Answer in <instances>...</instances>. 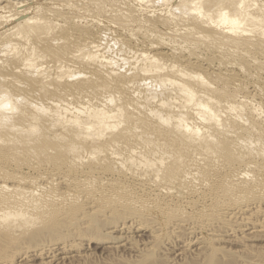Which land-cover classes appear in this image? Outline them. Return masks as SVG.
<instances>
[{
    "label": "rangeland",
    "instance_id": "rangeland-1",
    "mask_svg": "<svg viewBox=\"0 0 264 264\" xmlns=\"http://www.w3.org/2000/svg\"><path fill=\"white\" fill-rule=\"evenodd\" d=\"M178 1L179 0H172L173 3L169 1L167 6H163L162 4L154 5L153 3L147 1L141 2L139 0H135V2L134 0L0 1L1 7H9L0 11V34L4 33V30L8 32L11 30L12 32L15 26L14 23L24 22L27 17L29 18L32 15V17L36 15L37 17L40 15L47 16L48 10H50V15L48 13L46 21H41L38 25V30L41 32L40 34L43 33V35L38 36V34H36L37 36L35 37L32 35V38H27L28 41H26L25 38H23V40V36L21 37V35V38L14 36L16 40L13 37V41L10 39L11 43L9 48L7 46L2 47L1 45L3 53H0V74H3V76L5 75V78H2L3 80L0 81V86L4 88L0 93V137L5 142L1 143L0 141V178H3V176L1 177L2 173H7L18 176V178L23 177L27 179V181L31 179L40 180L39 183L35 180L38 187L41 184H45L44 186L47 187L44 188L41 185L42 187H40L42 190L44 189V192H42L41 189V192H39L38 189L40 187L37 188V184H34L35 189L38 190L37 192L34 190L36 194L35 198L40 201L45 195L43 199L46 197L48 202L44 204V206H42L41 203H36L34 207H30L28 204L26 212L39 219L38 224L33 228L27 230L28 227L24 226L16 231H10V233H8L4 232V226H1L0 261L11 258L14 259L12 264H18L19 257L22 255L23 250L28 247L50 242H73L68 253H70V255L73 254L72 256L75 260L73 258L63 259L61 261L59 260V264H264V230L262 231L263 233L258 232V234H256L257 232L255 231V234L250 232L249 235H246L247 232L243 231L245 227H242V225H244L243 221L241 222L240 220L239 222L241 223H239L237 220H233L232 216H230L232 212H228V208H221L222 211L221 209L216 210L217 207H214L217 203L216 200L209 197L206 198L209 191H217L224 188L220 185L221 178H223L226 173L224 167L232 166L235 163L238 165L237 162L242 161L236 169L237 171L239 169L235 174L237 180L246 182L250 187L256 185V188L251 190V193L248 194L249 196L251 195V200L246 199L247 201H245V198H249V196L243 193V198L246 196L244 199L240 196V200H231L235 201V203L229 201L232 204L228 202L226 204L230 206L236 205L237 203V205L241 206L242 204H247L248 201L253 202L257 198L258 200L256 199L257 201L255 200L252 206L256 207L258 204L257 207H260V213L264 211V209L261 210L264 206V164H260L264 162V42L257 40L258 33H253L252 38L255 40L252 42L253 45L238 52L229 51L224 53L222 51L223 53L221 54H218L215 45L212 47L210 41L197 45H189L187 42L185 44L183 43V37L185 41L189 40L185 38L187 37V32L179 31L181 35L184 33L180 36L178 32L177 34L175 32L173 35V33H170L172 31H170L169 34L166 33L168 31L164 33V31L161 30L163 25L165 27L167 25L165 19L168 18L167 14H170L172 7V5L169 4L175 5ZM258 3L263 6L264 0H258L257 4ZM34 6H40L41 8L39 7L36 10ZM44 6L49 9H46ZM43 7L48 11L47 13ZM32 8L33 10H31ZM154 9L156 11H153ZM39 10L41 13H39ZM34 12H37L39 15ZM155 14L159 16L156 17ZM152 16L153 20H157L152 21ZM9 18L10 20H8ZM161 20L163 22H160ZM156 25L157 27H155ZM220 28L223 29L222 27ZM159 29L163 32L159 31ZM221 29L217 31H221ZM14 30L15 29H13V31ZM175 36H179V38L176 39ZM90 38L97 42L96 45L100 46L101 44L100 51H98L99 53L97 52L99 55L96 54V51L92 50L93 53H95L94 56H97L94 58L92 55L90 57L89 54H87L91 52L89 48H83L82 51H80V46L86 44H83V41L91 42ZM180 39H182V41ZM19 40L20 42H18ZM22 41L24 45H20ZM26 42H29V45L26 46ZM152 43L154 44L153 46ZM26 50L28 51L26 52ZM133 52L136 56H133ZM136 52L138 53L136 54ZM219 52H221V50ZM23 54H25V57L29 56V54L30 57L34 56L32 57V60H34L31 66H25L20 62L22 58H25ZM35 54L40 57H37ZM80 54H83L81 55L82 57ZM140 54L156 57L157 61L153 64L154 68L151 65L153 70L164 67L166 72L171 66H175L177 69L181 68L189 73L199 74L200 80H204L211 85V88H208L206 85L201 87L217 99L214 108L217 110L219 122L202 125L199 119H193L192 121V119L186 117L190 126L193 125L192 128L196 126L202 129L204 127V129L206 128V132L208 131V135L205 134L208 136L205 137L206 148H202L201 143L196 140L195 136H193V140H186L181 136L179 134L180 129L176 127L178 124L173 120L171 117L172 115L169 113L167 115L164 114L170 106L173 108V111L175 108L174 105L180 100L176 94V87L174 89V86L170 84H167L168 86L166 84L164 85L160 80L153 78L157 76L156 74H154L155 76H146L139 74L137 71L135 72V69H139V67L144 64L139 61L141 59ZM123 55H127V58ZM35 56L37 59H35ZM79 56L83 60L80 59ZM128 57L132 58L130 62L127 60ZM137 57L140 59L138 60ZM119 59H122V61ZM124 61H126L127 64H124ZM128 62L131 63V66H127L129 65ZM122 65H125L124 68ZM99 66L102 71H105L103 73L104 75L95 72L99 69ZM151 66H147L145 69ZM111 67L113 69L118 68V71L116 70L117 73H115L114 76L112 75L113 77L108 75L109 77L106 79L105 73L111 70ZM126 68L132 71L133 74ZM119 72L121 74H119ZM46 74L48 77L41 83L39 80L42 79L41 77H46ZM149 78L153 79L149 80ZM154 79L157 81L155 82ZM152 80L154 82H152ZM129 81H133V84H126ZM191 83L201 85L200 83L202 82H199V80H192ZM166 87L169 88V90ZM170 88H173L172 91L174 90V93H176L172 94ZM164 91L171 97L168 98L164 95L166 94ZM100 95H104L106 98H108L107 96L115 97L112 98L115 102L113 103L114 105L117 104L116 101L119 103L117 105H120V103L122 104L124 101L122 104H125L124 112L132 118L129 124H121L120 128L115 130L112 134L113 138L118 142L117 148L115 149L116 151H112L113 147L105 141L111 137L110 135V137L107 135L106 139H103V142H99L102 147V152H99V154L94 153V155H89L90 152L88 150L86 151L84 146L85 140L82 138H74L72 141L54 138V134L52 135V133L60 131L59 125L54 127L52 125V129H50L51 125L48 124L54 114V101L60 98L63 103L68 101L66 103L67 105L70 103V107L76 106V108L79 109H84L87 105L89 106V104H83L89 103L88 100H93L95 102L92 104H100L103 101L102 103L107 105V101H110L111 98L109 97L110 99H106L103 98L104 96L102 97ZM72 96L75 98L78 96L79 98L77 97L78 100H75ZM93 96L96 97L93 98ZM97 96H100V98ZM164 96H166L165 98L168 100L165 99ZM63 97L68 99L66 100ZM85 97L88 99H84ZM97 98L102 101L100 102ZM159 98L162 100V104H158V102L161 101ZM172 98H174V100ZM169 99L171 100L169 101ZM226 100H236L237 106H239L238 103L240 104L241 100L246 101H244L245 104L249 105L246 106L249 109L244 107V112H246L244 114H247L245 116L247 122H243L237 118L240 115V112L238 113L240 109L232 111L231 113H229L230 111H225L224 107ZM181 101L184 103L182 97L179 102L180 106H178L179 103L176 105L177 110H180L181 105H183ZM109 103L110 102H108L109 106H103L104 104L101 105L106 109H109V107L112 108L114 105L110 106L111 103ZM34 105L36 107H33ZM149 105L151 107H148ZM91 106L93 105H90V108ZM148 110L162 112L165 116V121H163L164 119L160 121V119L154 115V117L152 115V117L150 115L145 117L149 112ZM140 111L148 112L147 114L142 112V115H145L142 116ZM235 112L238 113V116L235 115ZM190 113L188 115H190ZM139 114L141 118L138 120ZM27 117L38 122V124L41 122L44 124L45 122V125H28V122H23ZM21 123L23 125H21ZM204 129L201 130V133H203L202 131H204ZM231 129H235V135L236 137L239 136L237 138L239 142H241V146L238 144V139H236L235 136L231 138V133L229 136L228 134L227 136L222 134L223 131ZM27 130L32 131L31 134H29ZM25 132H27V134ZM206 132L204 131V133ZM233 135L232 133V136ZM242 135L245 137L243 143ZM248 138L253 143H251ZM244 140L247 143H245ZM130 144L132 146H130ZM193 144H195V146H193ZM247 144L249 145L247 146ZM77 146H79V148H77ZM250 146H252L251 149H249ZM126 148L128 152L125 151ZM155 148L159 151H153ZM129 149L131 155H136L134 156L135 159L133 158L135 161L132 160L123 165L118 158L126 160L125 158L130 157ZM138 149L140 151H138ZM142 149L147 153V156L145 152H142L145 156L141 154L145 159H142V157L139 158L138 156ZM145 149H147V151ZM134 150L137 154H134ZM151 150L152 153L158 152L162 154V156L165 155L163 156L165 159H162L163 157L158 153L151 157L153 155ZM124 151L125 154H129V156H123L125 155L122 154ZM113 152H115L114 156ZM148 152H150L151 156ZM83 155L85 157H82ZM118 155L120 156L117 157ZM158 155L162 157L160 158L162 162H164V160L166 161V163H163L164 165H160L162 163H159L160 159L157 158ZM172 155L174 156L173 158H171ZM137 157L139 161H137ZM166 158H170L169 161L166 160ZM73 159H75V162H73V165L69 166ZM140 159H142V163L139 165ZM78 160H80V163ZM249 160L250 162L255 160L253 163L257 161L259 163L257 162L255 165L251 164V166H249L250 168L252 167L251 169L248 166V168H245L246 164L244 163H247ZM152 161L153 163L159 164L161 170L156 181L149 186V189H146V187L139 185L141 181H145L144 178L135 177V174H139L140 170L138 171V169H142L140 173L146 170V172L148 171V176L149 174H154V177L155 173L152 172L153 169L148 167V164L152 163ZM256 164L260 166H256ZM156 167L159 166L156 165ZM240 167H242V169ZM136 169L138 172L135 171ZM249 169L251 171L255 170L252 173ZM46 170L51 172H47ZM150 170L151 172H149ZM183 170H188L189 175L184 171L185 175L181 176ZM189 170L191 173H194L195 170L197 172L195 171L193 175L190 174ZM242 171L244 173L248 172L245 174L247 177ZM42 172L48 174L45 175L42 174ZM239 172L243 174L240 175L238 174ZM54 174L57 176L56 180L54 178L55 176H50ZM183 174L184 173H182V175ZM190 175L193 176V179ZM92 176H99L100 179H95ZM183 177H186V180L185 178L183 179ZM51 178H54V180ZM148 178L149 181H152L150 177ZM172 178H176V183L169 182ZM180 178L183 180L181 181ZM116 179L124 182H131L126 188H132V190L126 191L125 189H120L118 187L120 185L114 184ZM188 179H191L192 182ZM199 179L201 182L203 181V184H201ZM204 180L207 182V185ZM253 180L255 181L252 182ZM57 181L58 183H56ZM91 181H93L95 185L90 189L86 188L87 183ZM64 182H66L67 185H65ZM165 183L170 184L171 189L160 191L158 185ZM12 184L14 185V183L11 182L8 184L10 190L9 188L5 190L0 187L2 188L0 189L1 192L7 191L4 193L0 192V203L2 205L7 202L10 197L17 196L20 193V191L16 189H11L10 185ZM65 186H67V188L70 187L68 188L69 190H67ZM84 189L89 190V193L85 197H83L84 194H80ZM67 192H70L72 195H81L80 201L83 203H86L88 199H97L99 201V211L94 212L85 209L84 206H80V201L75 203V200L68 199L67 197H65L66 200H61V198H64L62 195L65 196ZM233 192L237 193L239 190L234 189ZM142 196H144L143 199H141ZM28 197H33V194H28ZM50 198L53 199L54 202ZM56 198H58L59 202L61 201L60 203H63V200H65V202L59 204ZM82 198L85 200L82 201ZM241 199L243 201H241ZM165 200H173L174 203L168 209H165ZM205 203L210 207L206 210H201V206ZM158 207L164 209L159 210ZM223 209L225 211L227 210V212H224ZM150 212L153 215L148 217ZM136 213L141 214L144 219L142 217L138 218V222H135L136 225H132L133 227L128 226L129 229L111 232L112 230L109 229L111 226L122 224L125 220H128V222L131 221L129 217ZM258 213L259 210L254 212V215L252 214L255 216V220L250 212L242 215L239 214V216L242 217L244 215L243 218H247L246 215H248L249 218H247V220L250 218L253 219V221L252 219L248 220L250 223H255L256 221L259 223L264 222L263 214L259 213V215ZM127 217L129 219H127ZM21 219L22 218H18L16 221L19 222ZM142 219L144 222L141 221ZM179 219L186 221L187 224L190 222H199V224L201 222L208 223L209 229H213L218 231V233L220 232L219 234L223 233L224 235L222 234V237H217L215 238L216 240H212L213 237H208L207 232H205L206 236L201 235L202 241L201 246L199 245L200 250L195 251V248L193 249L191 245L190 248H186L188 252L185 251L186 249H183L184 251L182 250L185 253L182 251V253H175L172 251L176 250L177 247L179 248L178 244L175 243H179L180 239L183 237L185 238L187 232L184 231L186 230H181V233H177V236L168 234L167 231L165 232L166 234H162V232L158 233L159 236L157 235V238L155 237L156 239L153 238L154 235L152 238L148 236L150 235V227L152 228L153 225H155L151 224L149 226L148 220L152 221V223L154 221V223L166 224L167 227H174ZM233 221L238 225L235 224L232 226ZM145 223L148 224L147 227L143 225ZM259 223L256 224L259 225ZM239 224H241V226ZM228 227H232L229 228L232 229L230 230L232 233L226 232L227 230H225V228L228 229ZM130 228L134 229L130 230ZM169 230H171V228H169ZM198 231L199 229H197V232ZM240 231H242L241 234L239 233ZM243 233L246 237H240L242 238L241 240L239 236H244ZM231 235L233 237H231ZM92 236L96 237L97 241L101 238L105 239L99 243H92L90 241ZM171 236L174 238V240H171L173 243L169 240L172 239ZM74 237L76 238L73 239ZM187 237H191L190 234H188V236L186 235V238ZM223 237L225 238L223 239ZM218 238L222 239L218 240ZM162 245H165L163 246L164 251L161 250V248L163 249ZM168 246L173 249L171 252L168 250ZM190 249H193V251ZM165 250H168V254ZM151 253L154 254L152 255ZM61 258L64 257L61 256ZM43 262L44 260L33 261L30 258H25L23 263L20 264H44L48 262V260Z\"/></svg>",
    "mask_w": 264,
    "mask_h": 264
},
{
    "label": "bare ground",
    "instance_id": "bare-ground-1",
    "mask_svg": "<svg viewBox=\"0 0 264 264\" xmlns=\"http://www.w3.org/2000/svg\"><path fill=\"white\" fill-rule=\"evenodd\" d=\"M1 1V0H0ZM10 1V0H9ZM52 1V0H51ZM139 1H147V2H150V3H153L154 5H160V4H162L163 6L164 5H168V3H169V1L170 2H172V0H139ZM174 1V0H173ZM54 2V1H53ZM52 2V3H53ZM134 2H135V0H134ZM257 2H258V0H179L175 5H173V4H169V5H172V7H171V12H170V14H167L168 16V18H164L165 20H166V22L165 23H167V25H166V27L164 26V28H163V26H162V29L161 30H163L164 31V33L166 32V31H168V32H166V33H169L170 31H172V32H170V33H173V35H174V33L176 32V34H177V32L179 33V31L181 32V31H183V32H187V37H185L186 38V40L187 39H189L188 41H185V39H184V37H183V43H185L186 44V42L187 43H189V45H197V44H202L203 42H208V41H210L211 42V44H212V47H213V45H215L216 47H217V51H218V54H221V53H225V52H238V51H241V50H244V48L246 49L247 47H249L250 45H253V41H255L252 37H253V33H258V35H257V40L258 41H262V42H264L263 41V39H264V4H263V6L262 5H260V3H258L257 4ZM12 3H14V2H12ZM173 3V2H172ZM262 3H263V1H262ZM8 4H10L11 6L13 5V4H11V3H8ZM17 4V3H16ZM42 4V3H41ZM143 4V3H142ZM9 5V6H10ZM49 5V4H48ZM2 6V5H1ZM0 6V11L1 10H5V8H9V7H6V6H3V7H1ZM8 6V5H7ZM14 6V5H13ZM51 6V5H50ZM36 6H34V8H35ZM40 6H37L36 7V10H37V8H39ZM45 8H46V6H44ZM43 7V9H45ZM149 7H150V5H149ZM152 7V6H151ZM170 7V6H169ZM168 7V8H169ZM41 8V7H40ZM51 8V7H50ZM155 8V7H154ZM159 8H162V7H159ZM165 8V7H164ZM42 9V10H43ZM46 9H49L48 7L46 8ZM45 9V10H46ZM153 9V8H152ZM31 10H33V8L31 9ZM44 10V11H45ZM161 10V9H160ZM49 12H50V10H48ZM47 10H46V13L48 12ZM153 11H156L155 9L153 10ZM38 12V11H37ZM37 12H34V13H37ZM48 12V13H49ZM152 12V11H151ZM167 12V11H166ZM18 13V12H17ZM17 13H15V14H17ZM22 13V12H21ZM39 13H41L40 12V10H39ZM45 13V14H46ZM48 13H47V16H48ZM53 13V12H52ZM152 13H154V12H152ZM158 13V12H157ZM168 13V12H167ZM23 14V13H22ZM38 14V13H37ZM43 14H44V12H43ZM42 14V15H43ZM160 14H161V11H160ZM164 14V13H163ZM17 15H19V14H17ZM39 15V14H38ZM49 15H50V13H49ZM153 15V14H152ZM15 16V15H14ZM33 16V15H32ZM32 16H30L29 18L27 17V19H25L24 20V22H19V23H14V27H13V29H15L14 31H13V29L12 28H8V29H12V32H11V30H10V32H8V31H6V30H4V33H2V34H0V49H1V45H2V47H4V46H7L8 48L10 47V43H11V41H10V39L12 40V37L16 40V38L15 37H17V38H19L20 37V35H21V37H22V39L23 38H25L26 39V41H28L27 40V38H32V35H34V37L35 36H37L36 34H38V36H41V35H43V33L42 34H40L41 32H39V24H40V22L41 21H46V19H47V16H39V17H37V15L36 16H34V17H32ZM145 16H147V15H145ZM149 16H150V14H149ZM154 16V15H153ZM153 16H152V21H156L157 19H154L153 20ZM155 16L156 17H158L156 14H155ZM19 17V16H18ZM151 17V16H150ZM161 17V16H160ZM155 18V17H154ZM162 18H163V16H162ZM12 19V18H11ZM13 19H15V18H13ZM141 19V18H140ZM150 19V18H149ZM159 19H161V18H159ZM8 20H10V18L8 19ZM148 20V19H147ZM163 20V19H162ZM160 21V22H163V21ZM134 21H136V20H134ZM142 21H143V19H142ZM6 22V21H5ZM8 22V21H7ZM160 22H158V23H160ZM24 23V24H23ZM157 23V22H156ZM164 23V24H165ZM5 24V23H4ZM161 24V23H160ZM159 24V25H160ZM158 25V24H157ZM157 25L155 26V27H157ZM161 26V25H160ZM2 27V26H1ZM159 27V26H158ZM218 27H219V29H221L220 27H222L223 29H221V31H217V30H219L218 29ZM155 29V28H154ZM2 30V29H1ZM158 30V29H157ZM156 30V32L158 33V31ZM160 29H159V31H161ZM6 31V32H5ZM163 31H161V32H163ZM155 32V31H154ZM169 33V34H170ZM40 34V35H39ZM159 34H160V32H159ZM180 34V36H182L181 35V33H179ZM165 35V34H164ZM173 35H171V36H173ZM15 36V37H14ZM168 36V35H167ZM20 37V38H21ZM176 37V36H175ZM177 38H179V36L178 37H176V39ZM181 38V37H180ZM13 39V40H14ZM173 39H174V37H173ZM12 40V41H13ZM24 40V39H23ZM30 40V39H29ZM85 40V39H84ZM86 40H88V39H86ZM90 40H91V38H90ZM181 41H182V39H180ZM175 41V40H174ZM14 42H17V41H14ZM18 42H20V40L18 41ZM30 42V41H29ZM28 42V43H29ZM23 43V41L20 43V45ZM25 43V42H24ZM27 43V42H26ZM25 44L26 46L27 45H29V44ZM86 43V44H85ZM181 43V42H180ZM13 44V43H12ZM82 44V43H81ZM83 44H85V45H83V46H80L81 47V50L80 51H82V49L83 48H89L90 49V53H87V54H89V56L91 57V55L93 56V58L94 57H97V56H94L95 55V53H93V51L92 50H94V51H96V54H98L99 52L98 51H100V46H101V44H100V46L99 45H96L97 44V42H95V41H93V40H91V42H84L83 41ZM179 44V43H178ZM22 45H24V44H22ZM150 45V44H149ZM154 44L152 43V46H153ZM180 45V44H179ZM183 45V44H182ZM13 47V46H12ZM22 47H24V46H22ZM5 49V48H4ZM22 49V48H21ZM30 50V49H29ZM221 50V52H219ZM225 50V51H224ZM28 50H26V52H27ZM33 51V50H32ZM32 51H30V52H32ZM78 51V50H77ZM89 51V50H88ZM101 51H102V49H101ZM223 51V52H222ZM29 52V53H30ZM98 52V53H97ZM0 53H3L2 52V49L0 50ZM32 53H34V52H32ZM32 53H30V54H32ZM138 52H136V54H137ZM30 54H29V56H26L25 57V54H23L24 55V57L25 58H22V60H20V59H18V60H20V62H22L25 66H31L32 64V62H33V60H32V57H34V56H32V57H30ZM86 54V55H87ZM130 54H131V52H130ZM231 54V53H230ZM230 54H229V56H230ZM1 55V54H0ZM22 55V54H21ZM36 55V54H35ZM81 55H83V54H80V56ZM99 55V54H98ZM132 55V54H131ZM130 55V56H131ZM135 54H134V52H133V56H134ZM223 55V54H222ZM228 55V54H227ZM232 55V54H231ZM37 57H40V56H38V55H36ZM35 56V59H37V57ZM75 56H76V54H75ZM79 56V58L80 59H82L81 57ZM125 58H127V55H123ZM136 56V55H135ZM120 57H122V56H120ZM119 57V58H120ZM20 58V57H19ZM78 58V59H79ZM84 58H85V54H84ZM105 58V57H104ZM129 58H130V60H129ZM133 58H135V57H133ZM138 58V57H137ZM141 58V59H140ZM140 58H138V60L139 61H141L142 63H144L141 67H139V69H135L134 71L136 72H138L139 74H141V75H146V76H149V75H153V76H155L154 74H156L157 76H155V77H153V78H156V79H158V80H160L164 85L166 84H170V85H172V86H174V89H175V87H176V94H177V97L178 98H180V100H181V97H182V99L184 100V103H182V101H181V104H183V105H181V107H180V110H177V108H176V105H178V103L180 102V100L178 101V103H176V105H174L175 106V108H174V110L172 111V107L170 106L168 109H167V111L164 113V114H171L172 116V118H173V120L176 122V124H178V125H176V127L177 128H179L180 129V135L181 136H183L186 140H193V136H195V138H196V140H198V142L199 143H201V146H202V148H206V144H205V137H208V136H206L205 134H207L208 135V131L206 132V128L204 129V127L202 128V129H204V131L206 132V133H204V131H202L203 133H201V130L202 129H200V127H193L192 128V126L193 125H191L190 126V123H189V121H188V119L186 118V117H189L190 119H192V121H193V119H199V122L202 124V125H209V124H211V123H216V122H219V120H218V115H217V110L214 108V106H215V103H216V101H217V99L213 96V95H211L210 93H208L207 91H205L201 86H204V85H206L208 88H211V85L209 84V83H207V82H205L204 80H200V75L199 74H196V73H189V72H187V71H185V69H181V68H178L177 69V67H175V66H171L170 67V69L169 70H167L166 72H165V68L163 67V68H161V69H158V70H153V68H154V66H153V64H154V62L155 61H157V59H156V57L155 56H153V57H149V56H145L144 54H140ZM106 59V58H105ZM109 59V58H108ZM123 59V58H122ZM122 59H119L120 61H122ZM131 57H128V61L130 62L131 61ZM83 60V59H82ZM98 60V59H97ZM106 61H107V59H106ZM136 61V60H135ZM60 63H62L61 61H59ZM128 62V63H129ZM134 62V61H133ZM132 62V63H133ZM138 62V61H137ZM136 62V63H137ZM58 63V62H57ZM121 63V62H120ZM126 63V61H124V64ZM63 64V63H62ZM127 64V63H126ZM131 63H129V65H127V66H131L130 65ZM140 64V63H139ZM98 65V64H97ZM100 65V64H99ZM121 65V64H120ZM135 65V64H134ZM153 66V68H152V66ZM15 66V65H14ZM13 66V67H14ZM101 66V65H100ZM100 66L98 67L99 69H100ZM124 66L125 65H122V67L124 68ZM147 66H151V67H149V68H147V69H145V67H147ZM58 67H59V65H58ZM118 67V66H117ZM134 67V66H133ZM133 67H132V71H133ZM60 68V67H59ZM62 68V67H61ZM96 68V67H95ZM108 68H109V66H108ZM122 68V69H123ZM129 68H131V67H129ZM135 68V67H134ZM136 68H138V67H136ZM99 69H97L95 72L96 73H99V74H103L105 71H102L101 69L99 70ZM104 69H106V68H104ZM110 69V68H109ZM120 69H121V66H120ZM127 70H128V68H126ZM150 69V70H149ZM60 70V69H59ZM108 70V69H107ZM106 70V71H107ZM118 71V68L116 69V68H112L111 67V70H109V71H107V73H105V77H106V79H107V77H109L108 75H110V76H114L115 75V73H117V71ZM131 70V69H130ZM149 70V71H148ZM8 71H11V70H8ZM129 71V70H128ZM132 71H129V72H131L132 74H133V72ZM12 72V71H11ZM120 72H121V70H120ZM119 72V74H121ZM95 73V74H96ZM137 73V74H138ZM43 75V74H42ZM47 75V74H46ZM46 75H44V76H46ZM104 75V74H103ZM118 75V74H117ZM51 76V75H50ZM112 76V77H113ZM41 77V76H40ZM48 77V75L46 76V77H41L42 79L41 80H39L41 83L42 82H44L45 81V79ZM5 78V75L3 76V74L1 75L0 74V81L1 80H3V79ZM51 78V77H50ZM153 78H149V80H151V79H153ZM156 79H154L155 80V82L157 81ZM192 80H199V82H202V83H200L201 85H196V84H193V83H191L192 82ZM159 81V82H160ZM136 82H139V81H136ZM152 82H154L153 80H152ZM159 82H158V84H159ZM130 83H132L133 84V81H129L128 83H126V84H128V85H130ZM154 84V83H153ZM127 85V86H128ZM151 85V84H150ZM155 85H157V84H155ZM169 85V86H170ZM153 86V85H152ZM168 86V85H167ZM130 87V86H129ZM154 87V86H153ZM167 88V87H166ZM168 90H169V88H167ZM167 89H166V91H167ZM172 89L173 88H170V90L172 91ZM4 90V88L3 87H1L0 86V93L2 92ZM208 91H210V90H208ZM165 92V91H164ZM168 92V91H167ZM66 93V92H65ZM100 93H102V92H100ZM166 93V92H165ZM174 93V90L172 91V94ZM174 93V94H175ZM62 94V93H61ZM60 94V95H61ZM68 94H70V93H68ZM67 94V95H68ZM72 95V94H71ZM164 95H166L168 98L169 97H171L168 93H166V94H164ZM16 96V95H15ZM63 96V95H62ZM69 96V95H68ZM67 96V97H68ZM78 96H81V95H78ZM78 96H76V98L75 97H73V98H75V100L77 99V97ZM100 96H102V95H100ZM100 96H97V97H99L100 98ZM104 96V95H103ZM102 96V97H103ZM166 96H164V98L166 97ZM176 96V95H175ZM17 97V96H16ZM65 97H66V95H65ZM65 97H63L64 99H68V98H65ZM86 97H88V96H86ZM84 98V99H88V98ZM94 97H96V96H93V98ZM108 98H106L105 96L103 97V98H106V99H110L111 98V100L109 101H107V105H108V102H110L109 104H110V106L111 105H114L113 103H115L113 100H112V98H115V97H110V96H107ZM110 97V98H109ZM173 97V96H172ZM71 98V97H70ZM79 98V97H78ZM81 98V97H80ZM83 98V97H82ZM177 98V99H178ZM90 99V98H89ZM92 99V98H91ZM98 99V98H97ZM160 99V98H159ZM165 99H167V98H165ZM173 100H174V98H172ZM176 99V98H175ZM78 100V99H77ZM95 100H96V98H95ZM99 100V99H98ZM97 100V101H98ZM115 100H117V99H115ZM161 100V99H160ZM168 100V99H167ZM171 99H169V101H170ZM65 101V100H64ZM80 101V100H79ZM89 101V103L87 102V101H85V102H87V103H83V104H89V106L87 105V107L86 108H84V109H79V108H76V106H74V107H70V103L67 105L66 103L68 102H66V103H63L62 102V100L59 98V100H57V101H54V103H53V107H54V114L52 115L53 117H52V119L49 121V125H51V127H50V129H52V125H53V127L54 126H60L59 128H60V131H56V133L55 132H53L52 133V135L54 136V138H57V139H60V140H74V138L76 139V138H82V139H84L85 140V149H86V151L88 150L90 153H89V155H94V153H98L99 154V152H102V147L100 146V144H99V142L100 141H104L103 139H106V137H107V135H108V137H110L109 139H106L105 141L108 143V144H110L111 145V147H113L112 148V151H114L116 148H117V145H118V142L113 138V133L115 132V130H117L118 128H120V126H121V124L123 125V124H129V122L132 120V118H131V116H129V115H127L125 112H124V107H125V104L124 105H122L123 103H124V101H123V103L121 104L120 103V105H117V104H119L117 101H116V103L117 104H115L112 108H110L109 107V109H106L105 107H103V106H107V105H105L104 103H102L100 100V104H92V103H95L93 100H88ZM96 101V102H97ZM245 101V100H244ZM244 101H242L241 100V103L239 104L238 103V105L239 106H237L236 104H237V102H236V100H226L225 101V107H224V109H225V111L227 112V111H230L229 113H231L232 111H236V110H238V109H240V111L238 110V113L240 112V115H239V117H237L238 115V113H236L235 112V115H237L236 117L239 119V120H242L243 122H247V118L245 117L247 114H244V113H246V112H244L245 110H244V107H246L248 104H245V102ZM1 102V101H0ZM105 102V101H104ZM120 102V101H119ZM240 102V101H239ZM10 103V102H9ZM81 103V102H80ZM172 103H174V102H172ZM52 104V103H51ZM72 104H73V101H72ZM77 104V103H76ZM101 104H104L103 106L101 105ZM158 104H162V100L161 101H159L158 102ZM90 105H93V106H91V108H90ZM172 105V106H173ZM0 106H1V103H0ZM52 106V105H51ZM72 106V105H71ZM86 106V105H85ZM109 106V105H108ZM143 106V105H142ZM145 106V105H144ZM147 106V105H146ZM178 106H180V103H179V105ZM249 106V105H248ZM33 107H36L35 105L33 106ZM78 107V106H77ZM148 107H151L150 105L148 106ZM143 108V107H142ZM144 108H146V107H144ZM247 108V107H246ZM138 109H140V108H138ZM186 109H187V111H186ZM247 109H249V108H247ZM1 110V109H0ZM52 110H53V108H52ZM141 110H143V109H141ZM144 110H146V109H144ZM191 112H189V111ZM149 111V112H148ZM147 112H148V114H147V112L145 111H140L141 112V115L143 114L142 112H144V114H147L146 116L145 115H142V116H145V117H147V116H156L157 118H159L160 119V121H161V119H164L163 121H165V116L163 115V113L161 112H157V111H155V110H148ZM52 112V113H53ZM187 112V113H186ZM225 112V113H226ZM150 113V114H149ZM190 113V115H188ZM228 114V113H227ZM140 115V114H139ZM141 115L137 118L138 120H139V118H141ZM235 115H234V117H235ZM151 116V117H152ZM153 116V117H154ZM140 121H141V119H140ZM23 122L24 123H27L28 125H42L43 123L41 122L40 124H38V122H35L33 119H29V117H27V118H25L24 120H23ZM142 122V121H141ZM174 122V123H175ZM186 123H189V124H186ZM47 124V125H48ZM138 124V123H137ZM21 125H23L22 123H21ZM26 125V124H25ZM43 125H45V122H44V124ZM175 126V125H174ZM241 126V125H240ZM58 128V129H59ZM241 128H242V126H241ZM48 129H49V127H48ZM57 129V130H58ZM224 130H226V129H224ZM233 130V131H232ZM28 131V130H27ZM31 132L32 131H28V133L29 134H31ZM237 132H238V130H237ZM26 134H27V132H25ZM210 133V132H209ZM231 133V138H233L234 136H235V138L236 139H238L237 137H239V136H237L236 137V135H235V133H236V131H235V129H231V130H227V131H223L222 132V134L223 135H226L227 136V134H228V136H229V134ZM232 133L234 134L233 136H232ZM203 134V135H202ZM222 134H219V135H222ZM110 135V136H109ZM205 135V136H204ZM218 135V136H219ZM244 135V134H243ZM242 135V136H243ZM210 136V135H209ZM241 136V137H242ZM211 137V136H210ZM223 137V136H222ZM234 138V139H235ZM53 139V138H52ZM243 139H245V137L243 136V138H242V143H243ZM249 139V138H248ZM233 140V139H232ZM252 140H254V139H252ZM0 141H1V143L2 142H5L4 140H2V138L0 137ZM234 141V140H233ZM249 141H250V139H249ZM256 141V140H255ZM61 142H63V141H61ZM197 142V141H196ZM237 142H239V139H238V141ZM244 142H245V140H244ZM251 142V141H250ZM256 142H258V141H256ZM235 143V142H234ZM245 143H247V142H245ZM244 143V144H245ZM251 143H253V142H251ZM239 145L241 144V142H239L238 143ZM235 145H236V143H235ZM234 145V146H235ZM239 145H238V147H239ZM246 145V144H245ZM249 144H247V146H248ZM254 145V144H253ZM130 146H132L131 144H130ZM130 146H129V148H130ZM193 146H195V144H193ZM241 146V145H240ZM242 146H243V144H242ZM246 146V147H247ZM125 147V146H124ZM135 147V146H134ZM237 147V148H238ZM77 148H79V146H77ZM132 148V147H131ZM136 148V147H135ZM134 148V149H135ZM153 148V147H152ZM252 148V146H250L249 147V149H251ZM124 149V148H123ZM148 149V148H147ZM147 149H145L146 151H147ZM150 150V149H149ZM148 150V151H149ZM156 150H158V149H156L155 148V150H153V151H156ZM116 151V150H115ZM125 151H127V148H126V150ZM125 151H124V153L122 152V154H125ZM136 151H137V149H136ZM135 150H134V154H137V152H136ZM138 151H140L139 149H138ZM159 151V150H158ZM128 152V151H127ZM126 152V153H127ZM132 152V151H131ZM136 152V153H135ZM142 152H145V151H143V149H142V151H141V153L140 154H138V156H139V158L140 157H142V159H145V158H143V156H145V155H143L142 154ZM129 153H130V149H129ZM139 153V152H138ZM146 153V152H145ZM149 154H150V152H148ZM151 153H152V150H151ZM158 152H153L152 154V156H151V154H150V156L151 157H153L154 156V154H157ZM199 153V152H198ZM143 156H142V155ZM159 154V153H158ZM85 155V154H84ZM82 156V157H85V156ZM87 155H88V153H87ZM86 155V156H87ZM115 155V152H113V156ZM159 155H161L162 156V154H159ZM159 155H158V159H160V158H162L163 156H165V155H163L162 157L160 156L159 157ZM112 156V157H113ZM120 155H118L117 157H119ZM122 156V155H121ZM123 156H125V157H127V156H129V154H125V155H123ZM122 156V157H123ZM133 155H131V153H130V157H127V158H125L126 160H124V159H120V158H118V160L123 164V165H125V164H127L128 162H131L132 160L133 161H135L134 159V156H136V155H134L133 157H132ZM146 156H147V153H146ZM156 156V155H155ZM214 156V155H213ZM88 157H90V156H88ZM174 156L172 155V157L171 158H173ZM264 157V156H263ZM111 158V157H110ZM124 158V157H123ZM134 158V159H133ZM138 157H137V161H139L138 159H139ZM156 158V157H155ZM82 159V158H81ZM113 159H114V157H113ZM142 159H140V162H139V165H140V163H142L141 162V160ZM162 159H165L164 157L162 158ZM169 159L170 158H166V160H168L169 161ZM253 159V158H252ZM254 159H256V158H254ZM75 159H73L71 162H70V165L69 166H71V165H73V162H75L74 161ZM77 160V159H76ZM83 160V159H82ZM156 160V159H155ZM262 160V159H261ZM80 160H78V162H79ZM157 161V160H156ZM159 161V160H158ZM167 161V162H168ZM253 162L255 161V160H252ZM264 161V160H263ZM77 162V161H76ZM164 162L166 163V161L164 160ZM164 162H162L161 161V159H160V162L159 163H162V164H160V165H164L163 163ZM242 161H240V162H237L238 163V165H236V163L234 164V165H232V166H227V167H224V169H226V173L224 174V177L223 178H221V182H220V185L222 186V187H224V188H222V189H220V190H217V191H209V193H208V196L206 197V198H212V199H215L216 200V205L214 206V207H217L216 208V210L217 209H221V208H228L229 210H228V212H232L231 214L232 215H230V216H232V218H233V220H237L238 222L241 220V222L243 221L244 222V225H242V227H245V228H243L244 230V232H247L246 233V235H249V233L250 232H253V234H255L254 232L256 231L257 233L256 234H258V232H262L263 230H264V222H258V221H256L255 223L253 222H249L248 220H250V219H252V218H250V219H248L247 220V218H249V216L248 215H246L247 216V218L245 217V218H243V216L242 217H240L239 216V214L240 215H242V214H246V213H249L250 212V214L252 215L254 212H257L258 210H259V213H260V207H257L258 206V204H257V206L256 207H253L252 205H253V202H255V200L257 199H252V200H254L253 202H252V204H251V202L250 201H248L247 202V204H242L241 206H239V205H237V203H236V205H230V206H228V204H226L227 202L228 203H230V202H232V203H235V201H231V200H238L239 198H240V196H242V194L244 193V194H247V196H249L248 194L249 193H251V190H253L254 188H256V185H253L252 187H250V186H248V184L246 183V182H243L242 180L240 181H238L237 180V178H236V173L239 171V169H238V171L236 170L238 167L237 166H239L240 165V163H241ZM247 162V161H246ZM253 162H250V160L247 162V163H244V161H243V163L244 164H246V167L245 168H248L249 166H251V164H254L255 165V163H257V162H255V163H253ZM80 163V162H79ZM134 163V162H133ZM143 163H144V160H143ZM171 163H173V162H171ZM259 163V162H258ZM35 164H36V162H35ZM39 164V163H38ZM132 164V163H131ZM135 164V163H134ZM133 164V165H134ZM176 164V163H175ZM174 164V165H175ZM260 164H264V162L262 163H260ZM123 165H122V167H123ZM137 165V164H136ZM156 165H158L159 167H156ZM160 165L159 164H156L155 162L153 163V161H152V163H149L148 164V167L150 168V169H153L152 170V172H154L155 173V176L153 177V175H151V174H149V176H148V171L146 172V170L144 171H142L143 173H140V171L142 170V169H138V171H139V174L138 173H136L135 175V177H141V178H144V180L145 181H141V184H139V185H141V186H143V187H146V189H149V186H151V184L152 183H154L155 181H156V179H157V176L159 175V172H160V170H161V167H160ZM242 165V164H241ZM258 164H256V166H257ZM43 166H45V165H43ZM135 166V165H134ZM141 166H143V165H141ZM248 166V167H247ZM258 166H260V165H258ZM262 166V165H261ZM255 167V166H254ZM263 167V166H262ZM261 167V168H262ZM139 168H140V166H139ZM143 168H145V167H143ZM149 168H147V169H149ZM241 169H242V167H240ZM250 168V167H249ZM252 168V167H251ZM250 168V169H251ZM257 168H259V167H257ZM43 169H46V168H43ZM130 169V168H129ZM137 169L135 170V171H137ZM186 169V168H185ZM187 169H189V168H187ZM223 169V170H224ZM241 169H240V171H241ZM249 169V170H250ZM50 170V169H49ZM52 170V169H51ZM253 170V169H252ZM255 170V169H254ZM253 170V171H254ZM47 171V170H46ZM134 171V170H133ZM135 171H134V173H135ZM137 171V172H138ZM187 172L188 173V175H189V172H188V170L186 171V170H183L182 171V173H184L183 175H182V173H181V176H184L185 175V172ZM190 171V170H189ZM192 171H194V170H192ZM196 171V170H195ZM195 171H194V173H195ZM245 171V170H244ZM251 171V170H250ZM253 171H251L252 173H253ZM47 172H51V171H47ZM53 172V171H52ZM146 172V173H145ZM149 172H151V170L149 171ZM197 172V171H196ZM243 172V171H242ZM241 172V173H242ZM246 172V171H245ZM53 173H55V172H53ZM133 173V174H134ZM187 173H186V176H187ZM194 173H191V171H190V174H193L194 175ZM244 173V172H243ZM242 173V174H243ZM248 173V172H247ZM247 173H244V175L245 174H247ZM250 173V172H249ZM42 174H45L44 172H42ZM42 174H41V176H42ZM48 174V173H47ZM47 174H45V175H47ZM200 174V173H199ZM238 174H240V172L238 173ZM242 174H240V175H242ZM251 174V173H250ZM235 175V176H234ZM264 175V174H263ZM262 175V176H263ZM3 176V178H0L1 180H0V187H2V188H4L5 190L6 189H8L9 187H8V184L11 182V183H14V185L12 184V185H10V187H11V189H16L17 191H20V193H19V195H17V196H12V197H10L9 198V200L7 201V202H5L3 205L0 203V231L2 230L1 229V226H4V229H3V231L4 232H8V233H10V231L11 232H13V231H16L17 229H20V228H22V227H24V226H27L28 228H27V230H29V229H31V228H33L34 226H36L37 224H38V218L36 217V216H33V215H31L30 213H28V212H26V209L28 208V204H29V206L30 207H34L35 205H36V203H41V205L42 206H44V204H46L48 201V199L46 200V197H45V199H43L44 198V196L42 197V200H40V201H38V200H36V198H35V196H36V194L34 193V190H36V192L39 190V192H41L40 191V189H41V187L43 186L44 188L45 187H47V186H44V185H40L39 187H38V184H37V182L39 183L40 182V180L39 181H37L38 179H31V180H29V181H27V179H25V178H23V177H19L18 178V176H15V175H11V174H7V173H2V175H1V177ZM51 177L52 176H55V174L54 175H50ZM153 177V179H152V177ZM180 176V177H181ZM191 176V175H190ZM190 176H188V177H190ZM246 177H247V175H245ZM47 177V176H46ZM56 177L57 176H55L54 178H55V180H56ZM92 177H94L95 179H100V177L98 176H92ZM148 177H150L151 178V180L152 181H149L148 179ZM192 177V179H193V176H191ZM194 177H196V176H194ZM202 177V176H201ZM239 177V176H238ZM244 177V176H243ZM54 178H51V179H53L54 180ZM132 178H134V177H132ZM185 178V180H186V177H183V179ZM203 178V177H202ZM236 178V179H235ZM240 178H242V177H240ZM239 178V179H240ZM245 178V177H244ZM258 178V177H257ZM263 178H264V176H263ZM4 179V180H3ZM49 179V178H48ZM47 179V180H48ZM178 179V178H177ZM182 179V180H183ZM246 179H248V178H246ZM245 179V180H246ZM260 179V178H259ZM35 180L37 181V182H35ZM61 180V179H60ZM176 178H172V179H170L169 180V182L170 183H176ZM179 180V179H178ZM180 180H181V178H180ZM181 180V181H182ZM188 180H190L191 181V179H188ZM200 180V179H199ZM199 180H197V181H199ZM244 180V181H245ZM249 180V179H248ZM261 180V179H260ZM50 181H52V180H50ZM64 181V180H63ZM193 181H195V180H193ZM255 180H253L252 182H254ZM47 182V181H46ZM53 182V181H52ZM60 182V181H59ZM185 182V181H184ZM192 182V181H191ZM200 182H201V180H200ZM203 182V181H202ZM201 182V184H203ZM204 182H205V180H204ZM247 182H249V181H247ZM49 183H51V182H49ZM55 183V182H54ZM56 183H58V181L56 182ZM131 182H124V181H122V180H119V179H116L115 180V185L116 184H118V185H120V186H118L120 189H125L126 191H131L132 190V188L131 189H127L126 187L130 184ZM179 183V182H178ZM189 183V182H188ZM195 183V182H194ZM197 183V182H196ZM207 182H205V184H206ZM37 184V188H39L38 190L37 189H35V185ZM64 184L65 185H67L66 184V182H64ZM63 184V185H64ZM69 184V183H68ZM180 184H181V182H180ZM187 184V183H186ZM204 184V185H205ZM256 184V183H255ZM262 184V183H261ZM50 185V184H49ZM62 185V186H63ZM93 185H95L94 184V182L93 181H91V182H89V183H87V187L86 188H88V189H90V188H92V186ZM166 185V186H165ZM188 185V184H187ZM207 185V184H206ZM69 186H71V185H69ZM189 186V185H188ZM262 186V185H261ZM66 188H67V186H65ZM258 187V186H257ZM2 188H0V189H2ZM68 188H70V187H68ZM67 188V190H69ZM232 188V189H231ZM158 189L160 190V191H163V190H170L171 189V187H170V184H167V183H165V184H161V185H158ZM234 189H238L239 190V192H237V193H234L233 192V190ZM9 190H10V188H9ZM42 190V189H41ZM44 190V189H43ZM42 190V192H44ZM47 190V189H46ZM3 191V190H2ZM82 191V190H81ZM1 192V191H0ZM4 192H7V191H4ZM4 192H1V193H4ZM38 192V193H39ZM254 192V191H253ZM256 192V191H255ZM33 194V197H28V194ZM89 193V190H87V189H84L83 190V192L82 193H80V194H84V196L83 197H85L87 194ZM258 193V192H257ZM78 194V193H77ZM239 194V195H238ZM252 194H254V193H252ZM38 195V194H37ZM52 195V194H51ZM79 195V194H78ZM72 195V194H70V192L68 193H66V195L64 196V195H62L64 198H61V200L62 199H65L66 200V198L65 197H67L68 199L70 198V199H73V200H75V203H78L80 200H81V195ZM258 195V194H257ZM41 197V196H40ZM49 197V196H48ZM52 198H54L53 196H51ZM56 197V196H55ZM60 197V196H59ZM143 197L144 196H142L141 197V199H143ZM246 196H244V198H245ZM250 197H251V195L249 196V198H245V201H247L246 199H248V200H251L250 199ZM205 198V199H206ZM241 198H243V196L241 197ZM243 198V199H244ZM253 198V197H252ZM51 199V198H50ZM57 200L56 201H58V198H56ZM52 201H53V199H51ZM51 200H49V201H51ZM65 200H63L62 202L64 203L65 202ZM85 200V199H84ZM83 200V198H82V201H84ZM240 200V199H239ZM258 200V199H257ZM256 200V201H257ZM55 201V202H56ZM230 201V202H229ZM241 201H243L242 199H241ZM54 202V201H53ZM59 202V201H58ZM61 202V201H60ZM59 202V204H63V203H60ZM98 200L97 199H93V200H87L86 201V203H83V202H79V204H81L80 206H84V208L85 209H89V210H91V211H94V212H97V211H99V207H98ZM250 202V203H249ZM259 202V201H258ZM57 203V202H56ZM174 203V201L173 200H165L164 201V204L166 205L165 206V209H168L172 204ZM232 203H230V204H232ZM239 203H241V202H239ZM260 204V203H259ZM223 205V206H222ZM264 205V204H263ZM208 207H210L207 203H205V204H203L202 206H201V210L203 209V210H206ZM125 209H127V208H125ZM158 209L159 210H161V209H164V208H160V207H158ZM264 209V206H263V208H261V210H263ZM257 210V211H256ZM221 211H222V209H221ZM223 211L224 212H227V210L225 211L224 209H223ZM222 213V212H221ZM258 213V214H259ZM262 213V212H261ZM260 213V214H261ZM226 214V213H225ZM249 214V215H250ZM256 214V213H255ZM257 214V215H258ZM259 214V215H260ZM263 216H264V211H263ZM153 214L150 212V214H149V216L148 217H150V216H152ZM254 215V214H253ZM252 215V216H253ZM256 215V216H257ZM230 216H228V217H230ZM251 216V217H252ZM143 218L144 219V217L141 215V214H139V213H136V214H134V215H131V217H129L130 218V220L131 221H129L128 222V220H125V222L124 223H120V224H115V225H113V226H111V228H109L110 230H112L111 232H117V231H122L123 229H127L128 228V226L130 227V226H132V225H134L135 224V222H138L137 221V219L138 218ZM227 217V218H228ZM254 217L255 216H253V219H254ZM18 218H22L21 219V221H19V222H17L16 220L18 219ZM128 217H127V219H129ZM231 218V217H230ZM126 219V218H125ZM143 219L141 220V221H143ZM253 219H252V221H253ZM178 220V219H177ZM228 220V219H227ZM229 220H231V219H229ZM255 220V219H254ZM126 221H127V223H126ZM147 221V220H146ZM246 221V222H245ZM261 221V220H260ZM144 222V221H143ZM148 224H149V226L152 224H155V225H153V227L151 228L150 227V231H149V233H150V235H148L149 237H153V235H154V237L153 238H155L157 235L159 236V234L158 233H160V232H162V234H166L165 232L167 231V233L168 234H172L173 236L174 235H178L177 233H181V230H186V231H184V232H187L186 233V235L188 236V234H190V236L191 237H187L186 238V235H185V238L183 237H181L182 239H180V241H179V243L177 242V240H176V242L177 243H175V244H178V246H179V248L177 247V249L176 250H173L172 248H170V246H168L169 248H168V250H170V252H171V250H173L172 252H181L183 249H186V248H190V246L192 245V247H193V249L195 250V251H199L200 249H199V245L201 246V235H205L206 233L205 232H207V234H208V237H211L212 238V240L214 239V240H216L215 238H217V237H222L223 235L222 234H219L218 233V231H215V230H213V229H209L208 228V226H209V224L208 223H205V222H201L200 224H199V222H194V223H189V224H187V222L186 221H184V220H180L179 219V221L174 225V227H167V225L166 224H161V223H154V221H153V223H152V221H149L148 220ZM228 222H231V221H228ZM234 222V221H233ZM233 222H232V226L233 225H238L237 223H235L234 222V224H233ZM241 222H239V223H241ZM256 223H259V225L258 224H256ZM130 224V225H129ZM142 224V223H141ZM148 224H143V225H146V227H147V225ZM185 224H187V225H185ZM199 224V225H198ZM243 224V223H242ZM136 225V224H135ZM138 225V224H137ZM172 225V226H173ZM240 226H241V224H239ZM199 226V227H198ZM133 227V226H132ZM135 227V226H134ZM138 227V226H137ZM141 227V226H140ZM168 229H167V228ZM198 227V228H197ZM169 228H171V230H169ZM229 228H232V227H228V229L227 228H225V230H227L226 232H231L230 230H232V229H229ZM234 228V227H233ZM240 229H242L241 227H239ZM121 229V230H120ZM129 229V228H128ZM132 229H134V228H132ZM131 228H130V230H132ZM136 229V228H135ZM138 229V228H137ZM167 229V230H166ZM197 229H199V231L197 232ZM143 230V229H142ZM141 230V231H142ZM180 230V231H179ZM238 230V229H237ZM236 230V231H237ZM223 231V230H222ZM164 232V233H163ZM210 232V233H209ZM241 232L242 231H240L239 233L241 234ZM110 233V232H109ZM123 233V232H122ZM147 233V232H146ZM225 233V232H224ZM232 233V232H231ZM233 233H234V231H233ZM263 233V232H262ZM148 234V233H147ZM235 234V233H234ZM238 234V233H237ZM181 235V234H180ZM243 235H244V233H243ZM252 235V234H251ZM260 235V234H259ZM163 236V235H162ZM206 236V235H205ZM235 236V235H234ZM239 236V235H238ZM254 236V235H253ZM258 236V235H257ZM263 236V235H262ZM121 237V236H120ZM169 237H170V235H169ZM180 237V236H179ZM231 237H233L232 235H231ZM230 237V238H231ZM240 237H242V238H244V237H246L245 235L244 236H239V238ZM254 237H256V236H254ZM76 237H74L73 239H75ZM111 238V237H110ZM157 238V237H156ZM155 238V239H156ZM161 238V237H160ZM171 238H172V236H171ZM178 238V237H177ZM225 237H223V239H224ZM236 238V237H235ZM234 238V239H235ZM242 238H240L241 240H242ZM72 239V240H73ZM104 239L105 238H101V239H99L98 241H97V238L96 237H94V236H92L91 237V242L92 243H99L100 241H104ZM112 239V238H111ZM154 239V240H155ZM220 238H218V240H219ZM222 239V238H221ZM220 239V240H221ZM240 239H239V242H240ZM71 240V241H72ZM158 240V239H157ZM156 240V241H157ZM170 241L171 240H174V238H172V239H169ZM230 240H232V239H230ZM237 240V239H236ZM172 243H173V241H171ZM230 242H232V241H230ZM233 242H235V241H233ZM237 242V241H236ZM103 243V242H102ZM167 243H169V242H167ZM192 243V244H191ZM164 244V243H163ZM166 244V243H165ZM170 244V243H169ZM73 245V242H66V243H63V242H50V243H44V244H38V245H35V246H31V247H28V248H26V249H24L23 250V252H22V255L19 257L20 259L18 260V264H20V263H23V261L25 260V258H30L31 260H33V261H37V260H40V261H42V260H44V262H45V260H48V262H45L46 264H53V263H58V262H60L61 260H63V259H70V258H73V254L72 255H70V253H68L69 251V249H70V247ZM124 245H126V244H124ZM168 245V244H167ZM171 245V244H170ZM194 245V246H193ZM163 246H165V245H162V247ZM124 247V246H123ZM167 247V246H166ZM193 249H190V250H192L193 251ZM161 250H163L164 251V247H163V249L161 248ZM168 250H165V252L167 253L168 252ZM184 251V250H183ZM182 251V252H183ZM186 252H188L187 251V249L185 250ZM140 252H142V251H140ZM160 252V251H159ZM181 252V253H182ZM160 253H162V252H160ZM180 253V254H181ZM183 253H185V252H183ZM193 253H195V252H193ZM152 255L154 254V253H151ZM164 254V253H163ZM168 254V253H167ZM174 254V253H173ZM178 254V253H177ZM176 254V255H177ZM149 255V254H148ZM152 255H150V256H152ZM172 255V254H171ZM179 255V254H178ZM61 256H63L64 258H61ZM69 257V258H68ZM76 257V256H75ZM74 259V258H73ZM13 260L14 259H11V258H7V259H5V260H3V261H0V264H12V262H13ZM60 260V261H59ZM75 260V259H74ZM43 262V263H44ZM76 262V261H75ZM44 263V264H45ZM56 263V264H57ZM59 264V263H58Z\"/></svg>",
    "mask_w": 264,
    "mask_h": 264
}]
</instances>
